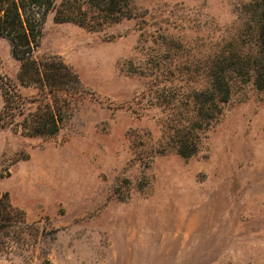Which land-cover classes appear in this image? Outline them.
<instances>
[{
  "label": "rangeland",
  "instance_id": "rangeland-1",
  "mask_svg": "<svg viewBox=\"0 0 264 264\" xmlns=\"http://www.w3.org/2000/svg\"><path fill=\"white\" fill-rule=\"evenodd\" d=\"M262 1L135 0L101 30L49 14L37 55H60L90 93L54 137L0 132V195L37 238L0 264H264V88L235 81L191 157L169 137L207 58L254 48ZM0 68L20 69L5 39Z\"/></svg>",
  "mask_w": 264,
  "mask_h": 264
},
{
  "label": "trees",
  "instance_id": "trees-1",
  "mask_svg": "<svg viewBox=\"0 0 264 264\" xmlns=\"http://www.w3.org/2000/svg\"><path fill=\"white\" fill-rule=\"evenodd\" d=\"M134 1L64 0L57 5L56 0H0V41L10 43L12 55L20 62L16 79L3 75L0 68V132L54 137L90 93L60 55H37L51 12H55L58 22L101 30L133 17ZM254 14L256 24L249 27L248 34L253 32L254 48L226 49L207 58L205 86L193 90L192 103L179 112L185 116L169 124V137L185 158L198 151L202 133L222 114V103L229 101L235 81H253L258 88H264V0L257 4ZM22 88L33 93L24 94ZM35 229L36 222H29L26 212L12 203L8 193L0 195V262L12 256L28 258L37 244Z\"/></svg>",
  "mask_w": 264,
  "mask_h": 264
}]
</instances>
